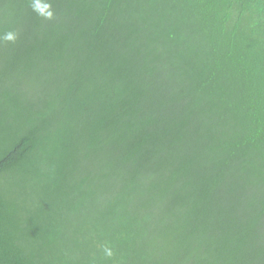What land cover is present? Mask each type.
<instances>
[{"label": "trees", "instance_id": "1", "mask_svg": "<svg viewBox=\"0 0 264 264\" xmlns=\"http://www.w3.org/2000/svg\"><path fill=\"white\" fill-rule=\"evenodd\" d=\"M0 264H264V0H0Z\"/></svg>", "mask_w": 264, "mask_h": 264}, {"label": "clouds", "instance_id": "2", "mask_svg": "<svg viewBox=\"0 0 264 264\" xmlns=\"http://www.w3.org/2000/svg\"><path fill=\"white\" fill-rule=\"evenodd\" d=\"M7 38H8V39H12L11 35H9Z\"/></svg>", "mask_w": 264, "mask_h": 264}]
</instances>
